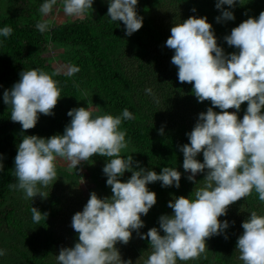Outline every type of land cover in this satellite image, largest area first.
I'll list each match as a JSON object with an SVG mask.
<instances>
[{"label":"clouds","instance_id":"9594fccd","mask_svg":"<svg viewBox=\"0 0 264 264\" xmlns=\"http://www.w3.org/2000/svg\"><path fill=\"white\" fill-rule=\"evenodd\" d=\"M106 2V16L123 22L126 36L141 29L144 18L138 14V0ZM237 2L216 0L220 12L216 22L235 20L232 9ZM61 3L66 16L83 18L89 9L93 11L94 0ZM56 4L57 0H43L41 16L48 17ZM49 27L47 19L36 24L41 33ZM12 31L10 26L0 27V37L7 38ZM223 39L236 51L226 53L218 44L206 15H190L171 27L165 41V46L174 50L171 64L177 68L178 81L192 84L197 102L210 101V106L198 114L194 127L185 134L188 143L179 146L186 178L196 185L197 174L203 173V185L195 189L194 196L173 194L167 204L172 213L159 216V227L140 232L145 226L142 216L157 203V194L148 185L159 181L161 187L178 189L182 173L168 166L158 173L141 166L133 156H121L128 141L120 126L134 118L127 108L119 115L94 114L88 106L72 108L62 134L22 135L14 157L17 183L11 187L21 190L26 199L45 197L41 187L57 180V157L69 161L75 170L94 154L107 158L102 172L112 195L100 197L92 191L82 211L73 214L71 227L78 234L77 241L60 248L58 264H132L122 260L116 244H127L133 232L149 241L152 251L145 264L187 261L204 253L206 238L225 234L230 222L218 218L227 216L229 205L253 190L264 201V11L258 17L249 16ZM79 71L78 65L68 64L64 74L73 76ZM55 75L37 68L23 70L18 81L4 90L3 103L11 108L10 119L20 123L22 132L34 128L41 114H55L53 109L61 97ZM146 92L153 94L150 88ZM244 102L247 106L239 118ZM158 131L162 134L163 128ZM201 153L202 161L197 158ZM3 168L0 160V171ZM125 172L131 176L122 180ZM31 212L35 223L47 216L36 207ZM241 228L236 241L239 259L243 264H264V215L252 211ZM4 255L5 250L0 249V257Z\"/></svg>","mask_w":264,"mask_h":264},{"label":"trees","instance_id":"16d2710c","mask_svg":"<svg viewBox=\"0 0 264 264\" xmlns=\"http://www.w3.org/2000/svg\"><path fill=\"white\" fill-rule=\"evenodd\" d=\"M173 3L174 5L160 0H138L137 11L146 7L149 14L147 21L150 24L143 32L149 35L152 23L155 34H151L153 37L156 35L159 40L153 39L151 43H145L143 32L138 39L134 37V33L126 36L123 22L111 21L106 16L108 4H101L98 0H94L95 10L91 16L50 25L49 30L43 33L36 28L39 20L28 16L33 10L32 7H21L0 17V27L7 25L13 29L9 37H0V41H3L0 43V90L10 89L18 81L19 73L23 70L37 68L47 71L41 53L50 43L69 47L73 53L72 63L80 68L77 74L86 80L92 76L95 79L93 86L100 107L99 115H119L125 108L133 113L134 118L122 121L120 127L126 131L125 139L134 150L121 153V156H133L134 161L141 162V166L158 173L165 166L179 170L178 167L183 161L179 146L188 143L185 134L194 126L191 129H180L171 124L187 121V116L192 117L191 122L196 123L198 114L210 106V101L197 102L192 92V84L178 81L177 68L171 64L174 50L167 48L165 41L170 36L171 27L190 15L214 17L212 15L218 16L220 12L213 9L216 0H175ZM192 8L197 9L196 13L191 12ZM232 10L236 21L224 30L219 26L221 28H218L215 34L218 44L226 53L236 49L227 45L224 36L230 34L233 27L249 16L258 17L259 13L264 11V0H241V3L238 0ZM24 16L29 18L24 20ZM128 40L133 42L128 43L127 47L136 45L141 49L133 54L121 50V45ZM126 56L135 57L127 66L124 62ZM53 78L58 83L62 82L64 95L73 97L74 89L66 75L57 74ZM149 88L153 93L151 95L146 92ZM246 106L247 102H244L239 114H244ZM10 118L11 109L3 103V97H0V160L4 166L3 171H0V228L14 232L25 247L14 248L18 264H58L56 255L60 248L53 251L58 240L50 219L60 211V196L48 195L46 207L41 202L37 203L38 210L47 213V216H42L39 223L31 219L32 223L28 227L24 226L20 218L15 217V205L12 202L6 203L5 199L14 189L11 185L17 183L14 157L22 135L62 134L71 118L62 120L59 116L41 114L36 126L24 132L20 123L13 122ZM160 128H163L162 134L158 131ZM102 168L103 166H94L83 173L82 177L89 179L97 189L107 191L110 187L106 186ZM130 176L131 172H125L121 179ZM186 180V175L182 173L180 185L188 188L184 183ZM166 189L168 187H161L157 181V196H163ZM189 193L193 195L191 191ZM165 211L166 207L163 205L160 213ZM28 212L31 210L28 209ZM158 217L159 213L153 214L152 223L144 233L152 227H159ZM228 221L230 227L225 234L206 238L204 253L187 261L177 260V264H243L237 257L240 253L236 249V241L243 231L241 223L244 220ZM233 221L234 224L231 223ZM40 234L43 235L42 239ZM76 241L77 239L69 246L66 244L67 247L73 246ZM145 247L146 245H143V248Z\"/></svg>","mask_w":264,"mask_h":264},{"label":"rangeland","instance_id":"374dc122","mask_svg":"<svg viewBox=\"0 0 264 264\" xmlns=\"http://www.w3.org/2000/svg\"><path fill=\"white\" fill-rule=\"evenodd\" d=\"M101 4L107 3L106 0H98ZM175 0H160V2L164 3H170L171 5H174ZM43 2V0H0V17L6 16L10 13H12L14 10H17L18 8L24 7V8H31L32 12L29 13V17H33L38 19L39 21L42 19H47L50 23V25L67 22V21H73L77 18L66 16L63 12V5L61 3V0H57V4L54 5L52 13L49 14L48 17H42L41 13L39 12L40 4ZM169 5L170 7H173ZM93 5V11L91 9L88 10L87 14L85 16H91L94 13ZM213 9L217 10L213 7ZM234 11V10H233ZM138 14L143 16V26L141 29L137 30L134 35V37H139V35L143 32V29L146 28L150 23L147 21V18L149 16L148 9L146 7H142L138 10ZM205 16V15H204ZM207 16L208 21L213 25V29L215 31V34L218 32L219 26L223 27V30L225 27H227L229 24H232L236 21H226L217 23L215 20V15ZM29 17L24 16V20H27ZM152 31L151 33L155 34L154 26L151 23ZM221 28V27H220ZM219 28V29H220ZM145 35V43H151L153 39L159 41L151 33L149 35L147 32H143ZM142 33V34H143ZM133 41H126L121 45V50L125 52H130L131 54L135 53L136 51H139L141 48H139L136 45L128 46V43H132ZM155 45V43H154ZM71 49L69 47H65L62 45L50 43L47 48L41 53V57L44 58V66L48 73H57L61 75H65L64 72L66 70V66L68 64L72 63V55ZM135 57L133 56H126L124 57L125 66H127L130 61L134 60ZM66 77L70 80V85L74 89L73 97L70 95H64V89L62 82L58 83V87L61 89V97L58 99L57 105L53 109L54 115L59 116L62 120L68 119L70 117L67 116V112L76 107H89L93 111L94 114H100V107L98 105V99L96 97L95 88L93 86V83L95 81L94 77L92 76L88 80H86L85 77H81V75H78L77 73L73 76H67ZM9 89V88H6ZM5 89L0 90V97H3V92ZM184 102V101H183ZM185 103V102H184ZM9 109H11L8 105H6ZM228 111H234V109H228ZM243 115L239 114V118H242ZM189 120L184 121L182 123H177L174 125V122H172V126L178 127L180 129H191L194 126V122H191L192 117L187 116ZM191 119V120H190ZM28 135V134H26ZM41 137H49L47 133L44 134H38ZM134 148L132 145L128 143V147L124 150H122L121 153L124 152H131ZM201 161L203 160L202 153L197 157ZM105 157L99 156L98 154H94L93 157L89 158L88 161L82 162L80 165L77 166V169H72L69 167V161H67L64 158L57 157L56 160V170H57V180L52 181L49 183L46 187H41V191L44 193L45 197H41L37 195L34 197V199H26L24 197V194L21 190H18L14 188L11 190L10 194L7 195L5 202L9 203L12 202L16 207V214L17 216L22 220L25 227H28L31 225V219L32 214L31 212H28V209H32V207L37 208V203L41 202V204L46 207L49 201L48 195L54 194L60 196V202L59 205L61 206L60 211L58 210L55 214V216H52L51 220V226L54 228V232L57 235V243H53L55 246L53 247V251L57 250V248L61 247H67V245H71L73 241L77 239L78 234L73 230L71 227V218L73 214L77 211H82L84 204L89 199V194L92 191H95L98 196L105 197V196H111V189L107 191H101L97 189L94 184L87 178H83L82 174L85 173L88 169L94 167V166H104L106 162ZM182 163L179 165V170L184 174L188 175L187 173H184V170L182 168ZM75 174V175H73ZM129 177H125L124 180H127ZM203 179L204 174L200 173L196 176V182L195 183L186 180L184 183L188 185V188H185L180 185V187L177 189L175 187H168V189L164 190V195L157 196V203L149 210V213L146 216H142V219L145 222V226L140 229V232L144 233L148 226L151 225L153 214L159 213V216L162 214H171L172 209L167 207L168 201L172 199V195L175 196H190V191L195 193V189L197 187H201L203 185ZM149 190L151 191H157V182L149 184L148 185ZM255 203V206H254ZM163 205L166 207L165 212H161ZM38 209V208H37ZM253 209V210H252ZM252 211H256L258 214L264 215V201H260L258 199V193L253 190L248 196L241 198L240 200L234 202L233 204L228 206L227 209V216L222 217L221 219H227V220H245ZM59 212V213H58ZM159 218V217H158ZM162 234V233H161ZM163 235V234H162ZM41 236V234H40ZM17 235L10 231L9 229H2L0 228V249L5 250V255L0 257V264H18L16 260V251H14V248H25L22 244V242L19 241L18 238H16ZM43 238V235L41 236V239ZM147 239H140L135 232H133L132 238L129 240L127 244L117 243L116 247L119 249V252L121 254L122 260L128 261L131 260L132 264H145L146 259L150 255L152 249L149 242H146ZM67 244V245H66ZM14 247H13V246ZM143 245H146L145 248H143ZM53 246V245H52ZM147 247L149 249L147 250ZM52 249V247H51ZM52 252L50 251L49 255H51ZM239 258V256H237ZM19 259V258H18Z\"/></svg>","mask_w":264,"mask_h":264}]
</instances>
